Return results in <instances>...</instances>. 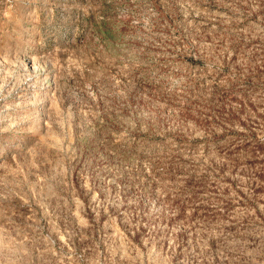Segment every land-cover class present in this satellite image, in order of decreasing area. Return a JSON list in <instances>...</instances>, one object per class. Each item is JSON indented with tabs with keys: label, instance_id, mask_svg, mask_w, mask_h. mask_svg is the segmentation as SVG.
<instances>
[{
	"label": "rangeland",
	"instance_id": "1",
	"mask_svg": "<svg viewBox=\"0 0 264 264\" xmlns=\"http://www.w3.org/2000/svg\"><path fill=\"white\" fill-rule=\"evenodd\" d=\"M0 264H264V0H0Z\"/></svg>",
	"mask_w": 264,
	"mask_h": 264
}]
</instances>
